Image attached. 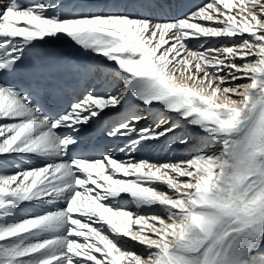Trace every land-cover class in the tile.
Returning a JSON list of instances; mask_svg holds the SVG:
<instances>
[{
  "label": "snow or ice",
  "instance_id": "snow-or-ice-1",
  "mask_svg": "<svg viewBox=\"0 0 264 264\" xmlns=\"http://www.w3.org/2000/svg\"><path fill=\"white\" fill-rule=\"evenodd\" d=\"M184 7L0 0V264H264V0ZM56 42L104 90L49 110L46 86L8 78ZM105 116L144 155L99 152L84 130Z\"/></svg>",
  "mask_w": 264,
  "mask_h": 264
},
{
  "label": "bare ground",
  "instance_id": "bare-ground-1",
  "mask_svg": "<svg viewBox=\"0 0 264 264\" xmlns=\"http://www.w3.org/2000/svg\"><path fill=\"white\" fill-rule=\"evenodd\" d=\"M183 1L184 0H181V3L183 4ZM197 1V4L199 5L200 3H202L204 0H196ZM102 74H99L98 76H97V78L94 80V81H89V82H87L85 85H84V87H83V90H82V92L80 93V97L82 96V95H86V93H87V91H103L104 90V86H103V84H102ZM89 79V78H88ZM104 118H107L108 120H109V123H110V125L114 122V120H113V118L111 117V116H105V117H102L101 119H104ZM97 121H94V123L92 124V126L96 123ZM87 129H89V128H86L84 131H86ZM83 134V133H82ZM122 143H125L124 142V139L122 138V139H115V138H112V140L110 141V143H109V145L107 146V149L109 150V151H111V152H113L116 156H120V157H122V158H124V159H128L130 156H136V157H138L136 154H138L139 152H136L135 150H133L132 152H130V153H125V152H120L119 151V148H118V146L120 147L121 145H122ZM160 153H161V151H159ZM158 152V153H159ZM143 153V152H142ZM155 154V153H154ZM157 155V154H156ZM159 155H161V154H159ZM158 156V155H157ZM154 158V157H153ZM158 158V157H157ZM17 166H19V165H17ZM166 190V189H165ZM131 206V205H130ZM159 209V208H158ZM34 211V209H31V208H28V209H24V210H22L21 212H19L18 213V215H17V219H19V218H21V217H23V216H25V215H27L28 213H31V212H33ZM144 212H147V209H144L143 210ZM130 244H132V242H130L129 243V245L128 246H130ZM134 246H132V247H134L133 249H134V251H136V252H143L144 251V249H143V247L142 246H139L138 244H136L135 242H134ZM130 248V247H129ZM132 249V248H131ZM132 249V250H133Z\"/></svg>",
  "mask_w": 264,
  "mask_h": 264
},
{
  "label": "rangeland",
  "instance_id": "rangeland-1",
  "mask_svg": "<svg viewBox=\"0 0 264 264\" xmlns=\"http://www.w3.org/2000/svg\"><path fill=\"white\" fill-rule=\"evenodd\" d=\"M201 44H203V46L204 47H218V46H220V44L215 40V39H213V40H211V41H204V40H201V41H199V42H197L196 40H193L192 41V47L195 49V48H200V45ZM202 50V49H201ZM244 81H238V83H243ZM159 151H161V153L159 152ZM159 152V153H158ZM155 153V154H154ZM154 153H152L151 155H152V159L153 160H159V161H161V162H163V161H165V160H168V159H174V157H175V154L174 153H172V152H169V151H167V149H163V150H157L156 152H154ZM158 156H157V155ZM159 154H161V155H159ZM138 157H140V156H142V155H144V153H142V152H139L138 154H136ZM154 157V158H153ZM158 157V158H157ZM158 187H160L161 189H163V186L162 185H160V186H158ZM163 190H165V189H163ZM145 213H157V214H159L160 213V209H158V208H152V209H147V212H145ZM17 219V218H16ZM135 244H134V242H132V244H130V248H134V247H132V246H134ZM135 249V248H134ZM133 249V250H134Z\"/></svg>",
  "mask_w": 264,
  "mask_h": 264
}]
</instances>
